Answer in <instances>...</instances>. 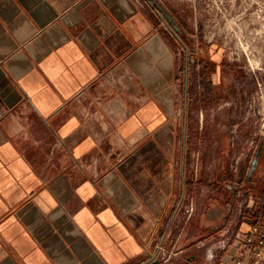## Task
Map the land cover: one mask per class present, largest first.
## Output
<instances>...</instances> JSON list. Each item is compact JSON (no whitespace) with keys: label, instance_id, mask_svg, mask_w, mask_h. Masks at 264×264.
<instances>
[{"label":"crops","instance_id":"1","mask_svg":"<svg viewBox=\"0 0 264 264\" xmlns=\"http://www.w3.org/2000/svg\"><path fill=\"white\" fill-rule=\"evenodd\" d=\"M159 19L150 0H0V264H163L149 251L213 97Z\"/></svg>","mask_w":264,"mask_h":264},{"label":"rangeland","instance_id":"2","mask_svg":"<svg viewBox=\"0 0 264 264\" xmlns=\"http://www.w3.org/2000/svg\"><path fill=\"white\" fill-rule=\"evenodd\" d=\"M150 1L178 36L180 77L213 98L202 129L192 133L196 149L186 171L193 178L182 180L179 170L161 224L165 233L155 236L149 256L155 252L163 264H201L186 256L189 247L208 242L217 250L212 264H219L238 233L264 223V0ZM214 59L221 62L218 86L207 80L210 74L217 80ZM182 152L176 147V157ZM205 211L212 228L203 230ZM257 264H264V247Z\"/></svg>","mask_w":264,"mask_h":264},{"label":"built area","instance_id":"3","mask_svg":"<svg viewBox=\"0 0 264 264\" xmlns=\"http://www.w3.org/2000/svg\"><path fill=\"white\" fill-rule=\"evenodd\" d=\"M238 240L242 250L239 251L234 264H257L264 247V223L252 226L245 235L238 237ZM157 248L159 249L160 245ZM155 254L153 252L151 255Z\"/></svg>","mask_w":264,"mask_h":264}]
</instances>
